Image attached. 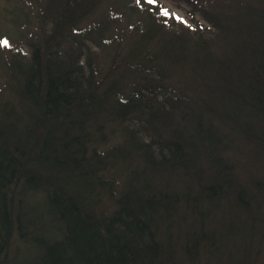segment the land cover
Listing matches in <instances>:
<instances>
[{
    "label": "trees",
    "instance_id": "obj_1",
    "mask_svg": "<svg viewBox=\"0 0 264 264\" xmlns=\"http://www.w3.org/2000/svg\"><path fill=\"white\" fill-rule=\"evenodd\" d=\"M209 1L15 15L40 21L0 49V264H264V173L237 166L264 167V0Z\"/></svg>",
    "mask_w": 264,
    "mask_h": 264
},
{
    "label": "rangeland",
    "instance_id": "obj_2",
    "mask_svg": "<svg viewBox=\"0 0 264 264\" xmlns=\"http://www.w3.org/2000/svg\"><path fill=\"white\" fill-rule=\"evenodd\" d=\"M136 5H139V0H134ZM150 2H158L160 5V13L163 16H172L177 18L181 22H189V10L192 3L196 5H209V0H147ZM33 7L31 0H0V49L4 48L7 52H20L24 54L28 49L27 39L30 38L31 34H28V29H34L36 24L39 27V21L36 16L30 19L29 24L22 22H16L15 15L21 14V17L25 12H29V9ZM23 18V17H22ZM7 41L5 43L4 41ZM2 50V49H1ZM14 50V51H13ZM4 51V50H2ZM6 52H0V93L1 83L7 78L6 68L3 67L4 55ZM237 158L241 159L243 156L236 153ZM258 158V157H252ZM261 159H254L252 162L244 161L237 162L238 170L240 171L241 178L249 181L247 178L250 173L254 176H261L264 173V167L261 163Z\"/></svg>",
    "mask_w": 264,
    "mask_h": 264
},
{
    "label": "snow or ice",
    "instance_id": "obj_3",
    "mask_svg": "<svg viewBox=\"0 0 264 264\" xmlns=\"http://www.w3.org/2000/svg\"><path fill=\"white\" fill-rule=\"evenodd\" d=\"M4 42H5V43H7V41H6V40H5Z\"/></svg>",
    "mask_w": 264,
    "mask_h": 264
}]
</instances>
